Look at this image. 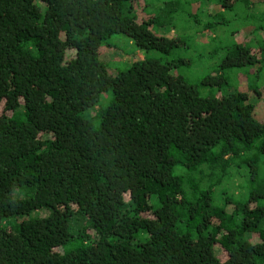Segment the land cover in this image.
I'll use <instances>...</instances> for the list:
<instances>
[{"label":"trees","instance_id":"1","mask_svg":"<svg viewBox=\"0 0 264 264\" xmlns=\"http://www.w3.org/2000/svg\"><path fill=\"white\" fill-rule=\"evenodd\" d=\"M160 2L0 0V264H264V0Z\"/></svg>","mask_w":264,"mask_h":264},{"label":"rangeland","instance_id":"2","mask_svg":"<svg viewBox=\"0 0 264 264\" xmlns=\"http://www.w3.org/2000/svg\"><path fill=\"white\" fill-rule=\"evenodd\" d=\"M160 1L161 2L158 4V6L162 4L163 1H171V0H160ZM150 8H151V5H149V8H148V10L151 12L152 10ZM207 11H209V8L207 9ZM197 12L198 11L196 10L195 13L197 14ZM199 14L197 15V18L201 20V17H199ZM191 22H193V24ZM191 22L190 23L193 25V27H191L190 25L187 26L188 32H186V30L183 29L182 27H179V25L175 26L173 30L175 31L176 35L186 36V34H188L189 38L194 39L193 42L192 41L188 42L190 46V51H185L184 49H181L179 52H177V54L180 57H183L185 60L190 59L193 61L190 67L183 66L181 67V69L178 70V72L188 82L195 83L198 80L202 79L204 75L207 74L212 69L213 66H216L222 58L220 56H215V57H212L211 59L207 58V53L205 54V52L199 47L200 43H197V41L206 42L207 38L201 35L197 38V41H196V36H194L195 35L194 28H198V27L195 26L194 21H192V19H191ZM217 31L219 33L224 32V31L228 33L229 27L227 28L218 27ZM224 38L226 37L220 36L221 40ZM108 43L111 46V49H108L106 47L101 48L100 60L107 66L108 72L111 74L117 73V71H121L125 69L126 65H130L132 63V60L141 58L142 53L138 51V49L135 47L133 43H131L125 36L121 34H115L114 36H112L110 40L108 41ZM194 43H196L197 45H195ZM192 45H195V46H192ZM152 56L156 58L162 57L160 54H157V53L152 54ZM67 58L70 59V55H68ZM238 79L244 82L245 77L240 74L238 76ZM107 100L109 99L106 98V95L102 96L100 98V103L102 105H106ZM258 107H259L258 114L261 117L263 109H264L261 102L258 103ZM262 177L264 178V176H261L259 182L256 185H252V184L249 185L245 183L244 181L240 184V188L242 187L245 190L244 198L247 197L250 193L255 192L258 185H262L261 183ZM225 184L226 182H224L223 189L227 191L226 187L230 186L231 184L228 183V186L226 187H225ZM228 188L230 189V187ZM250 240H251L250 242H257L258 236L254 235L250 237ZM215 254H216V257L221 261H224V259L226 258V254L218 247H215Z\"/></svg>","mask_w":264,"mask_h":264}]
</instances>
